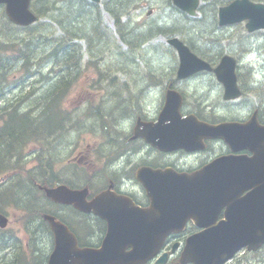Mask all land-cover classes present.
Wrapping results in <instances>:
<instances>
[{
  "label": "rangeland",
  "instance_id": "374dc122",
  "mask_svg": "<svg viewBox=\"0 0 264 264\" xmlns=\"http://www.w3.org/2000/svg\"><path fill=\"white\" fill-rule=\"evenodd\" d=\"M105 1L106 0H102L99 3L100 16L96 18V14L89 15L87 13L80 14L77 17L76 15L78 13L76 8L80 6L78 1L64 0L62 3L61 0H50L49 7L56 4L57 7L62 5L65 9V11H63L64 14H62V11L58 13L66 18L69 31H71L69 33H73L65 39L67 45H63L61 42L62 39L58 37L64 35L65 32L56 21L53 23L50 22L53 34L45 38L44 33L47 31L46 23L51 21L46 13L40 18L41 21L31 29L13 31L11 30L12 25L8 24L3 17L5 15L4 7L0 6V40L8 42L10 39H15L16 43H18V41L24 39L26 43L25 45L22 44L23 46H26L27 43L36 44L35 50L32 53L26 54L29 56L32 55L34 61H37L39 58L34 70L29 74H32L31 78L27 75L28 72L21 76V64H14L8 68L7 77L9 76V79L8 82H6L7 85L4 86L7 88L4 90L0 87V90H2L0 91V110L6 107H8L9 110L10 108H18V113L23 114L25 111L32 119H38L42 114L39 115L42 111V100L45 101L46 97H51L53 95V91L51 90L56 88L58 90L56 97L51 99L47 98V110L49 112V118L51 115L52 119L50 122L55 125L53 108L58 103V95L64 87L63 83H59L57 86L55 83L62 80L61 78L63 76L69 78L78 74L82 68V66L78 69L75 68V63L80 59L78 53L81 52L82 54L87 49V54L89 56L93 55L94 58H96L92 61L100 62L98 65L103 71L102 79L105 74L110 77L131 76L137 87L138 97L135 95V101L138 102V104L133 105L131 103L128 107H135L137 110L146 107L147 105L145 104H151L152 106L156 105L159 99L152 97V93L150 94L149 91H151L150 88L154 86L157 89V86L164 85L167 83L165 81L169 78L171 80L173 77L172 71H175L178 62H176V54L172 50H170L172 58L168 53V43L165 36L178 29L179 31L172 35H178L181 38L184 37L185 40L190 42L191 48L204 57H218L222 52L236 55V57L239 55L242 56L243 65H247L246 68L243 67V71L247 73L249 66L253 70V73L251 75L247 74L244 79L251 87L257 88V94L249 93L247 96L235 102H229L223 99V90L221 91L220 85L215 84L217 82L213 75H202L191 80L188 84H182V87H185V95L188 97V111L193 110L203 116H210L213 112H217L221 114L222 117L231 119L247 117L248 114L252 113V105L258 102L264 109V32H257V34L249 35L246 25L244 24L233 25V27L221 26L218 24V8L224 0H216L220 1L216 3H212L214 0H201L202 2L197 9V15L195 17L180 11L172 0H109L112 7L119 2L124 6L126 5L125 3L130 4L126 10L128 12L127 16L130 18L131 22L130 25L126 26L125 31H123L124 33L127 32L125 38H122V34L118 35L116 33L114 20L109 12L104 9L103 3ZM38 5L35 4V8L39 7ZM150 10H152V15H147ZM56 13L55 11V15ZM121 16L124 17V14ZM123 19H126V17ZM97 24H100L102 29L97 30L96 34L92 36L94 32H92L91 29ZM215 29H217L216 32H211ZM109 30L112 35L109 33ZM129 32H132V35H128ZM152 33L154 36L148 38V35ZM74 34L79 35L76 36ZM137 35H139V37ZM17 36H19V38H17ZM135 36L138 37V39L135 40ZM119 37L123 41L121 44L117 43L119 41L117 38ZM77 45H81L82 49L81 46H79L80 48L78 49ZM57 47L59 49L61 47V49L58 54L53 55L52 51H55ZM10 48L9 46V49ZM74 50H78V55L75 54ZM99 50H101V52H99ZM68 53L72 54L70 59L69 56H67L63 61L55 62L59 56H64V54L68 55ZM143 58L147 60L148 64L143 62ZM88 60L89 59H85V61ZM134 62H138V64L134 65ZM12 67H16V69L13 70L11 69ZM29 68L33 69L32 64H29ZM58 69L60 71H56ZM68 70L71 71L67 73ZM83 72L92 77V75H96L98 71L86 68ZM146 73H150L151 75L148 85L143 83L140 79V74ZM38 74H40V76ZM138 75L140 76L138 77ZM14 76H18L19 79L12 83L11 80ZM80 76L82 77L83 73H81ZM48 89L51 91L49 94ZM158 89L160 90L161 87ZM6 91L10 93L8 94ZM120 96H122L121 92H118L117 95L111 94V98L117 101L118 105L124 104ZM48 101H51L52 104L48 103ZM37 102H39V104ZM36 110L38 111L34 112ZM123 111L124 112L119 114V116L122 117L120 119L121 122L118 123L120 124L119 130H124V128L129 127L132 121H129V117L132 114L125 109H123ZM81 112L82 109L79 113ZM125 116L127 117L125 118ZM94 119V121L97 122L103 121L102 117L98 118L95 113ZM81 121L82 120H80L79 125H85V122ZM17 122H19V119ZM62 128H64L63 125L54 127L53 132L50 133V131H48L49 135H46V138H49L50 135L54 138H49L50 143L48 142L47 148L54 145L52 148L47 149L44 156L47 159L60 157V155L70 150L69 143L72 137H68V135H66L67 131L62 130ZM128 129H130V131L132 130L131 128H127V130ZM23 134L24 133H22L21 136H23ZM121 134L125 135L124 133ZM119 138L121 139L123 137L119 136ZM21 143L22 141H20V144ZM113 144L115 146L118 145L117 139H114ZM219 146L220 144L217 143L213 145V149ZM131 147L134 148L132 145ZM143 151H134L129 155L130 159L138 163V166L143 165V163L153 165L157 162V159L159 160L160 158L155 155L153 157L155 160H153L151 158L152 156H148L143 153ZM77 152L78 150L75 151V154ZM92 155L93 152H90L89 158L93 157ZM27 157V166H35L36 164L33 161L34 157L32 154ZM184 166L187 167V165ZM49 168L50 163L48 162L45 166L46 173H48ZM88 169L91 170L90 167ZM89 170H87V172H90ZM5 172H1L0 178L2 175L6 174ZM14 173L15 170H13V172H8L10 176ZM19 173L21 174V172ZM22 175L27 174L25 173ZM97 178L100 179L99 177ZM6 187L7 183L0 185V204L2 206V211L7 213L10 220L6 228L0 229V264H16L17 260L19 264H46L45 262H47L46 260L48 258L44 256L45 254L48 256L52 250V239L46 223L41 220L40 214L38 215L36 212L39 211L38 209L56 210L55 206L49 203L47 198H45L38 189L36 191L33 190L32 195L34 200L31 201V199L28 198L26 204L21 201L18 202V200L17 202H12V200L7 202L3 200V197L6 196L7 193L2 192ZM25 187L26 189H30L28 185ZM14 188H11L10 191ZM32 205L35 208L37 207L35 212L31 209ZM62 213L67 220L71 219L76 227H78V224H82L83 221H86V219L78 215L75 211L73 212L71 209L64 208ZM92 230L94 231V228ZM93 233L96 237L97 232ZM33 254L35 255L33 256ZM254 256L255 254L242 253L239 260H232L230 264H264V252L260 254L263 260L261 262L254 258Z\"/></svg>",
  "mask_w": 264,
  "mask_h": 264
},
{
  "label": "water",
  "instance_id": "95a60500",
  "mask_svg": "<svg viewBox=\"0 0 264 264\" xmlns=\"http://www.w3.org/2000/svg\"><path fill=\"white\" fill-rule=\"evenodd\" d=\"M173 2L191 15L195 14L199 4V0H173ZM248 2L249 0H236L228 6L221 7L219 10L220 24L233 23L248 17L250 30L264 28V7ZM0 3L6 4L9 18L17 24L29 25L35 19L29 8L30 0H0ZM172 43L180 52L181 65L178 73L180 78L186 77L188 72L210 68L208 63L197 57L179 39L174 38ZM234 65L235 59L226 56L219 68L229 66L233 69ZM219 75L221 77L223 74ZM177 99L179 105L180 98L177 97ZM171 101H173L172 97L169 98V103ZM200 125L201 127L195 124L192 127L178 125L172 127L173 130L169 128L174 137H171L172 133L166 131L164 132L165 137L171 139L162 138L156 142L153 141L155 132L161 137L163 136L160 134V130L155 131V127H150L148 131L142 134L147 141L153 144L155 142L159 146L166 143V139L176 146H182L195 137L200 139L202 134L210 137H229L233 146L234 143L242 144L240 147L251 148L259 157L252 159L250 164L246 160L245 167L239 171L234 167L227 168V159L221 160L215 167L212 166L211 173L208 174L207 172L199 180H195L185 173L175 174L172 172H168L167 175L161 173L160 176L156 175L150 179L148 176H144L141 181L145 182L152 200L150 218L147 220L146 214L125 216L122 213V218L114 221V225L110 224V233L99 250L80 249L76 237L68 231L66 225L57 221L52 215H45L44 218L56 233V249L50 264H144L150 257L157 254L164 238L171 231L180 230L187 218L198 215L204 223L213 217V212L221 200L219 190L223 189L226 194L228 188L235 184L234 181H238L237 185H241V190L253 187L254 190L248 200L250 202L249 210H255V214L251 216V225L253 223L264 225V164L260 163L264 152V127L255 124L249 126H210L202 123ZM207 175L210 179L207 178ZM217 182L220 186H217ZM86 194V189L72 191L66 186L49 188L47 191V196L58 202L74 203L77 208L83 211L93 210L96 214H104L106 209L104 198L106 196H99L95 201L88 203L86 202ZM7 221V217L0 213V227L4 228L8 224ZM234 236V233L217 236L211 230L195 234L188 238L182 264L187 260L197 264H221L231 256V251L234 250V248L228 250L226 257L219 258L221 253L226 252L225 248L232 242L234 245L236 240L233 241ZM262 236L258 239L260 243L264 241V232ZM221 238H226L228 241ZM243 242H248V240ZM256 242L257 240H254L252 244L254 245ZM128 247L131 249L127 250ZM254 247L257 245L252 246V248ZM165 260L166 256L161 258L158 263Z\"/></svg>",
  "mask_w": 264,
  "mask_h": 264
},
{
  "label": "trees",
  "instance_id": "16d2710c",
  "mask_svg": "<svg viewBox=\"0 0 264 264\" xmlns=\"http://www.w3.org/2000/svg\"><path fill=\"white\" fill-rule=\"evenodd\" d=\"M64 0H61V2L63 3ZM75 1H78L80 6L77 9V17L78 15L80 14H84V13H87V14H96V18L100 15V10H99V6L98 4L96 3H92V2H88L87 0H75ZM125 1V0H124ZM216 2H219V1H216L214 0V2L212 3H216ZM72 3V2H71ZM113 3V2H111ZM35 4L38 5L39 7H36V11L42 16L44 13H46L48 16H49V19H51V21L47 22V26H46V32L44 33L45 35V38L46 36H50L51 34H53L51 31V24L50 22H54L56 21L61 27H62V30L65 32L64 35H60L58 36L61 40V42L63 43V45H67L65 42L67 39V36H71L72 34L69 33L71 31H69V26L67 24V20L66 18L59 14L58 12H61L62 11V14L63 11H65L64 7H62V5H60V7H57L56 4L52 5L49 7V4H50V0H33V6L35 8ZM126 5L124 6L121 2L117 3L116 5H114L113 7L110 5L109 3V0H106L104 2V5L105 7L108 9V11L110 12V14L115 17L116 19V24H117V27L118 29H120V31L122 32V38H125L126 35H127V32L124 33L123 31H125L126 29V26L128 25V22H122V18L120 17L122 14H124L126 12V9L129 7L130 4H127L125 3ZM75 7V6H73ZM57 8H60V9H57ZM64 9V10H63ZM53 11V12H52ZM55 11L58 13H56L55 15ZM98 13V15H97ZM99 21V19H98ZM32 28V27H31ZM99 29H102L100 24H97L96 26L92 27V32H94L92 34V36H94V34H96V31L99 30ZM16 29H14L13 31H15ZM29 30V29H28ZM132 32H129L128 35H132L131 34ZM76 36H78L79 34H74ZM139 37V35H137ZM138 37L135 36V40L138 39ZM17 38H19V36H17ZM141 40V39H139ZM13 41V42H12ZM21 43V44H20ZM26 41H24V39H21V41H18V43H16V40L15 39H10L8 42H5V41H2L0 40V87L1 88H4L3 87V83H4V80L7 78L9 79V76L8 77H5V74H6V71L8 70L9 68V63H12V62H15V61H18V60H31L34 61V57L32 56H29L27 55L26 53H32L34 50H35V46L36 44H30V43H27L26 46H23L22 44L25 45ZM68 45L70 46V44L68 43ZM8 46V47H7ZM9 46L11 47L9 49ZM81 46V45H79ZM77 45V48L79 49V47ZM29 47V48H28ZM82 47V46H81ZM75 51V54L78 53V50H74ZM9 52V55H13V54H16V55H19V57L16 56V58H13L12 57H6L4 58L3 55L7 54ZM99 52H101V50H99ZM70 53H68L69 55ZM79 54V58L77 60V62L75 63L76 65H80V62H81V52L78 53ZM77 54V55H78ZM67 56V54H64ZM65 56V57H66ZM3 59V63H2V59ZM67 58V57H66ZM135 64L134 65H137L138 62H134ZM89 65H92V64H89ZM66 66H67V63H66ZM100 68V67H99ZM83 68L80 69V71H82ZM71 71V70H68L67 73ZM80 71L78 72V74L74 77H78L79 74H80ZM31 76V75H29ZM65 78H68L66 76H63L62 77V80H65ZM55 89V90H54ZM50 89H48V94L53 91V95L51 97H47L48 99H51L53 97H56V93H57V89L56 88H53L51 91H49ZM256 91H257V88H256ZM264 93V92H263ZM47 94V95H48ZM46 95V96H47ZM259 95V94H258ZM47 101V100H46ZM43 103V102H41ZM48 103L52 104L51 101ZM4 110H2L3 112ZM10 111V110H9ZM18 108H14L12 109L11 112H8L7 115L9 116V120L7 122H4V124L0 125V174L1 172H5V171H10V170H13L14 168H19V169H23L24 165H22L23 163V149L25 147V144L24 146L20 149V150H17L18 149V146H20V138H21V134L22 133H28L30 131L33 130V132L36 130V131H39L42 133V137L38 136V135H33L31 134V136L28 138L31 142H34V143H37L41 146L43 145H46V136H44L45 132L47 131L46 130V127H45V121L44 120H41V121H36V119H32L28 113H23V114H20L18 113ZM49 113V112H48ZM10 114V115H9ZM19 119V122H17V120ZM20 119H24L25 122L23 121H20ZM13 120V122H12ZM51 121V120H50ZM55 124V123H54ZM43 129V130H42ZM47 135V133H46ZM33 136L37 137L35 139H33ZM41 152H39V154L37 155V158H39V162L40 163V175L42 177H39L38 175L39 174H36L34 175L33 171L31 172L30 171V182L31 183H34V181H36L37 179H39V181L41 182H49V178H48V174H46V171H45V166L48 164V161H46V158L44 157L45 156V150L43 147H41ZM14 157H17L18 160H15L13 159ZM48 179V180H47ZM19 181V182H18ZM23 181H20V179L18 178L17 182L14 183V185L12 186V188H14L13 190L10 191V188H7L5 190H3L2 192L3 193H7L6 196L3 197V200L9 202L10 200H12V202H18L21 201L23 203L26 204V201L27 199H31V201L34 200L33 198V190H32V187L29 183L25 182L23 183ZM26 185H28L30 187V189H26ZM31 209L34 210V212L36 211L35 209H37V207L35 208L33 205L31 206ZM0 210L2 211V206L0 204ZM36 213H40V211H37ZM18 264V263H17Z\"/></svg>",
  "mask_w": 264,
  "mask_h": 264
},
{
  "label": "flooded vegetation",
  "instance_id": "af4514ba",
  "mask_svg": "<svg viewBox=\"0 0 264 264\" xmlns=\"http://www.w3.org/2000/svg\"><path fill=\"white\" fill-rule=\"evenodd\" d=\"M165 26V25H164ZM152 28V27H151ZM150 28V29H151ZM164 29V28H163ZM169 29H171V28H169ZM217 31V29H215L214 31H211V32H216ZM167 35V34H166ZM152 36H154V34L152 33V34H150V35H148V38H150V37H152ZM168 50V49H167ZM168 53L170 54V56H171V51L170 50H168ZM171 58H172V56H171ZM143 60V62H145V63H147V60L146 59H142ZM148 64V63H147ZM141 75V77H140V79L142 80V82L143 83H145L146 85H148L149 84V79H150V73H146V74H140ZM140 75H138V77L140 76ZM128 77V78H127ZM111 79H112V81H113V83L115 84V87L117 88V93L118 92H121V95L122 96H120L121 97V100L123 101V103L124 104H121L120 106H121V113L122 112H124L123 111V109H125L126 111H129L130 112V114H132L130 117H129V121L130 120H132L130 123H131V125L134 127L135 125H136V122L137 121H141V123L142 122H144V121H147V120H153L157 115V112H156V110H155V105H151V104H145V105H147L146 107H142L141 109H135V107L134 108H129V109H127L126 108V106H129L131 103L133 104V105H135V104H138V102H136L135 101V95H136V97H138L137 95V87H136V85L134 84V82H133V80H132V78H131V76H116V77H111ZM173 80H175V78L174 77H172V79L170 80V78L167 80V81H165V82H167V83H165V84H167L168 86L167 87H165L164 85H162V86H157V89H156V87L154 86V87H152V88H150L151 89V91H149L150 92V94L152 93V97H155V95H157L158 94V92L160 91L158 88L159 87H161V89L163 88V89H165V90H167V89H169V88H176L177 87V85L175 84L174 85V83H173ZM177 80V79H176ZM176 82V81H175ZM95 85V84H94ZM88 87H93V86H88ZM162 89V90H163ZM92 92H94V90L92 91L91 89H87V88H85V86H82L81 87V89H79V91L77 92V94H79V96H80V98L81 97H84L86 94L87 95H90ZM117 93H116V95H117ZM124 96H127V97H124ZM46 100H47V98L45 99V101L43 102L44 104H46ZM140 103V102H139ZM94 113L97 115V117L99 118V117H102V119L104 120V119H106V117H108V115H107V113H104V112H98V111H94ZM119 116V115H118ZM118 116H117V118H116V120H115V124H116V129H117V131L118 132H123V133H126V131H127V128H129V127H127V128H124V130H119L120 129V124H118L119 122H121L120 121V119L122 118V117H120L119 116V118H118ZM127 116H125V118H126ZM45 127H46V130H47V134H48V131H50V133H52L53 132V130H54V128H52V126L50 125V123L48 122V120H47V116L45 117ZM108 127V126H107ZM106 127V128H107ZM117 132V133H118ZM49 135V134H48ZM119 135V134H118ZM127 135H128V138L126 139V136L124 137V136H122L123 138H117V142H118V145L117 146H113L114 147V149L116 148V150H117V148L119 147V146H123V145H125L126 146V148L128 149V151H125L124 153H131V152H134V151H143V153H145V154H147L148 156H152L151 158L153 159V160H155L153 157L155 156V155H157L158 157H160L159 158V160L157 159V162H155V164H153L154 166H158V167H163V168H165V167H167V166H170V164L171 165H173V166H177V167H179V165L177 164V161H179V155L181 154H183V151L182 150H179V151H177V152H171V153H167V154H165V153H162V152H160V151H158L157 149H154V148H152V147H150V146H148L146 143H145V140H143V138H142V140H137V139H134V140H136V142H137V144L138 145H140V146H135L132 142H131V140H133L132 139V135H131V131L129 132V133H127ZM119 137V136H118ZM49 138H52L51 137V135H50V137ZM52 139H54V138H52ZM56 139V138H55ZM131 142V144H127L126 145V143H130ZM54 145V144H53ZM53 145L52 146H49L48 147V149H50V148H52L53 147ZM131 145L134 147V148H132L131 147ZM136 149V150H135ZM227 152H229V149L228 148H226V149H223V150H221V152L220 153H224V154H226ZM109 154L111 155V152H109ZM189 157H190V155H188ZM109 157V156H108ZM108 157H105L104 159L106 160V159H108ZM84 158H85V155H84V151L83 150H81V151H78L77 152V155H76V157L74 156V160L75 161H77V163H81V162H83L82 160H84ZM174 161H176V163L174 162ZM149 162V161H148ZM146 165H148L147 163H145ZM143 165H144V163H143ZM101 170H102V168H101ZM49 171H50V168H49ZM49 171H48V173H49ZM104 171V170H103ZM115 182V181H114ZM116 183V182H115ZM116 187H117V189H119V187H118V183H116ZM142 190V193L144 194V191H143V189H141ZM143 194H140L138 191L136 192V193H133V195H134V197H135V199L141 204V205H145V203H146V201H145V199H144V197L146 196H144V197H141V196H143ZM144 201V202H143ZM224 216V215H223ZM101 222V224H102V227L101 228H99L98 227V229H95L93 232H97V236L98 237H100V240H102L103 239V234L105 235L106 234V223L103 221V220H101L100 221ZM200 229H198L197 227H195L192 223H191V221H189L187 224H186V226H185V229H184V231L181 233V234H171L170 235V237H169V239H168V241H167V243H166V248H165V250L167 251V252H171V248H172V246H173V244H174V242L175 243H180V247L174 252V253H172L171 254V257H170V259H169V262L168 263H166V264H174V263H176V262H178L179 260H180V257L182 256V253H183V250H184V244H185V239L187 238V237H189V236H191V235H193L194 233H196V232H198ZM92 233L91 234H87V236H86V234H84V235H82L81 236V239H80V237H79V243L82 245V246H88V245H91V246H97V245H99V242L97 241V239L94 237V236H92ZM103 236V237H102ZM91 237V238H90ZM88 238V239H87ZM94 238V239H93ZM102 238V239H101ZM93 239V240H92ZM81 240V241H80ZM260 251V253H262V252H264V246L261 248V249H259L257 252H259ZM242 253H244V254H250V253H253V252H250L249 250H247V249H243L240 253H238V254H236L234 257H233V259L232 260H235V259H237V260H239L240 258V255H242ZM262 260V259H261ZM263 261V260H262ZM189 264H193V263H189Z\"/></svg>",
  "mask_w": 264,
  "mask_h": 264
},
{
  "label": "bare ground",
  "instance_id": "6f19581e",
  "mask_svg": "<svg viewBox=\"0 0 264 264\" xmlns=\"http://www.w3.org/2000/svg\"><path fill=\"white\" fill-rule=\"evenodd\" d=\"M31 13H32V15L35 17V19H34V21L31 23V25L29 26V27H24V26H21V25H17L16 23H14V22H12V21H8L7 19H6V21L8 22V24H11L12 25V28H11V30H14V29H16V30H19V29H23V30H28V29H31V27H34V26H36L41 20H40V18L42 17L37 11H36V8H34V6H33V0H31ZM125 14V13H124ZM121 18H123L122 16H120ZM36 31V30H35ZM32 32V31H31ZM168 35V34H167ZM31 36V35H30ZM117 40H119L117 43L118 44H121V43H123V41L121 40V38L119 37V38H117ZM29 48V47H28ZM71 48H72V46H71ZM60 49H61V47H60ZM58 47L57 48H55V51H52V54L53 55H56V54H58V52H59V50H60ZM81 49H82V47H81ZM66 51V50H65ZM87 51H88V49L87 50H85L82 54H81V62H80V65H75V68H80V66H81V64L83 63V61H85V59H89V61H91L92 62V60H95L96 58H94V56L93 55H91V56H89L88 54H87ZM71 53V52H70ZM16 56L17 57H19V55H16V54H13L12 56L11 55H9V52L7 53V54H5V55H3V57L4 58H8V57H12V59L13 58H16ZM66 55H64V56H59L58 58H57V60L55 61V62H58V61H63L67 56H69V59L71 58V56H72V54H69V55H67L66 57H65ZM6 58V59H7ZM2 59V58H1ZM31 60H32V58H31ZM31 60H18V61H15V62H12V63H9V67L10 66H12V65H20V68H22V73H21V76H23V74H25L26 72H28L27 73V75L29 76V74L34 70V67H35V65L38 63V61H39V58H38V60L37 61H32L31 62ZM2 63H3V59H2ZM1 64V63H0ZM29 64H32V67H33V69L31 68H29ZM128 64V63H127ZM129 65V64H128ZM11 69H16V67H12ZM39 69V68H38ZM9 70V69H8ZM7 70V71H8ZM29 70V71H28ZM6 71V74H5V77H7V72ZM56 71H60L59 69L58 70H56ZM32 75V74H31ZM39 76H40V74H38ZM59 77V76H58ZM75 76H72V77H69V78H65V80H59V81H57V83H55L56 84V86H57V84H59V83H63L64 84V87L61 89V92L59 93V95H58V100H59V98L61 97V95H62V92L64 91V89L67 87V89H69V87H70V85L71 84H73L74 83V81H75V79L76 78H74ZM30 78H31V76H30ZM33 79V78H32ZM62 79V78H61ZM158 79H159V77H158ZM23 80V79H22ZM30 80V79H29ZM44 80V79H43ZM154 80V79H153ZM158 81V80H157ZM6 82H8V79L6 78L5 80H4V83L2 84L3 85V87L5 86V85H7V83ZM155 82V81H154ZM141 84V83H140ZM145 86V85H144ZM2 87V86H1ZM5 88H7V87H4L3 89L5 90ZM147 88V87H146ZM142 89V88H141ZM143 90V89H142ZM141 90V91H142ZM0 91H2V90H0ZM7 92V91H6ZM147 92V91H146ZM8 94L10 93V92H7ZM47 98V97H46ZM48 100V99H47ZM42 102H44V100H42ZM38 104H39V102H37ZM41 108H42V111L39 113V115L41 114V117H39L38 119L36 118V121H41V120H44L45 121V117L47 116V120H48V122L50 123V125L52 126V128H54V127H57L58 125L57 124H55V125H53V124H51V122H50V120H52L51 119V115H50V118H49V113H48V110H47V101H46V104H41ZM12 109L13 108H10V111L9 112H11L12 111ZM2 110H9V108L8 107H6V108H4V109H2ZM2 110H0V120H5L6 118H7V116H5V114L2 112ZM39 110V109H38ZM38 110H36V111H34V112H37ZM33 112V113H34ZM24 113H26L25 111H24ZM10 115V114H9ZM31 115V114H30ZM32 116V115H31ZM12 122H13V120H12ZM46 133H47V131L45 132V136H46ZM31 134H33V135H38V136H40V137H42V133L41 132H39V131H34L33 132V130L32 131H30V132H28V133H25V134H23V136H21V138H20V140H22V143L20 144V146H19V148H18V150H20L23 146H24V144H29V143H31V141L28 139L30 136H31ZM35 138H37L36 136L34 137L33 136V139H35ZM15 158V160H18L17 159V157H14ZM13 158V159H14ZM39 159V158H38ZM39 163H41V162H39ZM48 180V179H47ZM23 184V183H22Z\"/></svg>",
  "mask_w": 264,
  "mask_h": 264
}]
</instances>
